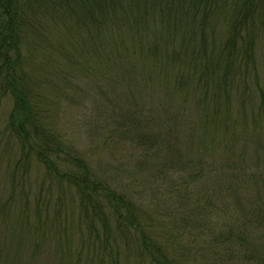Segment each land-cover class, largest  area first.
Masks as SVG:
<instances>
[{"label": "trees", "instance_id": "trees-1", "mask_svg": "<svg viewBox=\"0 0 264 264\" xmlns=\"http://www.w3.org/2000/svg\"><path fill=\"white\" fill-rule=\"evenodd\" d=\"M89 104L97 152L168 178L209 264H264V0H0V264H188L60 127Z\"/></svg>", "mask_w": 264, "mask_h": 264}, {"label": "rangeland", "instance_id": "rangeland-1", "mask_svg": "<svg viewBox=\"0 0 264 264\" xmlns=\"http://www.w3.org/2000/svg\"><path fill=\"white\" fill-rule=\"evenodd\" d=\"M71 112V116L69 113L66 117L61 118L62 121L59 125L61 128H65V133L70 135L68 137L70 138L71 142L76 146L78 151L82 155H84L88 160H91L93 162L94 169H96L97 172L100 173V171L103 170V166H106L107 170L109 171L107 177L109 178L108 180L111 186H114L115 184L118 191L120 190L123 192L130 193L131 196H134L136 198V200L141 204V206H145L147 212H149V214H152L155 218L154 221L157 225H154H156L157 227L159 226V229L155 228L154 231L159 232L162 238L168 236L169 239L166 243L172 244V246L175 247V250L182 251L184 254L188 253V264H209V261L211 260V257L214 254V251L211 252L209 249V245H207L209 238H200L199 231L192 229V226L191 224L189 225V222L185 224V227L180 224L181 217L190 216L194 218V216L197 215L196 213H188L182 215V212H186L187 210L184 208L182 211L181 207L177 206L178 204L175 203V200H173V198L168 195V192L170 194V191L164 192V188L166 189L167 186L170 187V185L168 184V178L164 179L161 178V176H156L155 173L151 171L148 172L147 168L149 165H146L144 168H137V170L135 169V167L130 168V163L133 161V159H136L137 156H139V152H137V150L132 151L131 149H125L124 147H120L117 150H114L112 149L113 146L109 148L107 147L105 148L106 150H103L104 148L102 147V145L94 144L95 137L90 138L89 131L85 130L82 127V124L84 123V118L88 117L89 115H92L94 112V108L90 106V104L87 106L75 108L71 110ZM197 124L198 120L196 117H194L192 122H188V127H183L187 137L191 135V132L193 130H197ZM98 147H102V151L97 152L96 149ZM2 151H5L9 154L4 155V166L5 162H8V160L10 159L9 156L11 155V153H13V149L12 147L10 148L6 144L4 145V148H0V153H2ZM127 151L130 152L131 156L128 155ZM251 157L253 159H257L254 158L253 155H251ZM119 161L124 165V170L121 172L118 171V163H120ZM108 165L111 166V170L108 169ZM4 170L5 169H3V171L1 172V175H6ZM41 178V173L36 170V168H34L31 174V179H33L32 182H34V191H39V187H41L42 185L40 183ZM209 180L212 181L213 177H210ZM218 183L221 184V181H218ZM194 187H197V184H195ZM195 189L199 190L198 188ZM218 189H220V185L215 186V183H212L211 185L207 186L206 191L208 193L204 195L205 197L203 199H206V197L209 195L211 196V201L214 202ZM200 193H202V191ZM53 197L54 199L57 197L56 192ZM32 203H35L34 198L32 199ZM232 203L234 205L233 201ZM233 205H231L230 207V211L232 212H234ZM70 206L71 205L69 203H66L67 209H69ZM211 213L212 218L210 220L212 224L220 222L226 224L227 220H229V217L231 216H224L218 210H215ZM63 217H65V214L63 215ZM214 230H219V228H215ZM1 241L3 242V240ZM216 253L219 255V258L223 263L227 262L224 254H220L217 251ZM29 254L31 253L29 252ZM40 263L46 264L47 262L45 260H42ZM50 263L51 260L48 262V264Z\"/></svg>", "mask_w": 264, "mask_h": 264}]
</instances>
